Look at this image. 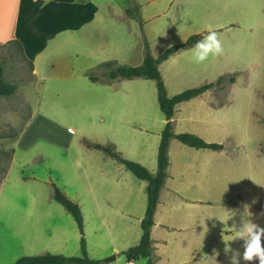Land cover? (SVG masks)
I'll return each mask as SVG.
<instances>
[{
	"label": "rangeland",
	"instance_id": "rangeland-1",
	"mask_svg": "<svg viewBox=\"0 0 264 264\" xmlns=\"http://www.w3.org/2000/svg\"><path fill=\"white\" fill-rule=\"evenodd\" d=\"M127 3L130 11L121 18L127 26L116 48L125 65L143 63L146 43L158 58L193 35H207L194 26L200 15L190 16L194 20L182 28L166 14L165 5L154 18L155 6L141 0L139 19L136 1ZM219 38L224 48L220 56L198 64L188 49L159 67L168 97L228 77L220 87L178 106L175 134H194L224 149L195 150L170 141L168 168L174 177L169 184L177 193L160 209L171 229L154 230V238L167 243L158 246L160 259L152 253L153 264H230L232 253H225L223 239L242 254L243 240H232L245 204L253 222L264 228L259 215L264 211V44L243 30L219 33ZM97 42H80L78 61L87 59L83 51ZM77 49L66 55L73 59L70 76L47 66L39 79L16 46L0 50L4 82L17 87L15 95L0 97V166L7 169L0 174V264L48 253L81 257L82 238L90 259L127 264L122 253L141 240L147 183L85 141L113 145L123 158L156 174L165 128L156 82L135 78L105 83L102 75L108 69L78 62ZM92 76L102 81L93 82ZM2 152L14 154L10 159ZM53 184L80 206L84 235L53 199ZM240 264L259 261L241 259Z\"/></svg>",
	"mask_w": 264,
	"mask_h": 264
},
{
	"label": "crops",
	"instance_id": "crops-1",
	"mask_svg": "<svg viewBox=\"0 0 264 264\" xmlns=\"http://www.w3.org/2000/svg\"><path fill=\"white\" fill-rule=\"evenodd\" d=\"M135 1L139 8L138 10H140V7L143 6L140 3L141 0ZM159 1L150 0V4H153V7L155 6L157 12L154 18H158L163 14V11H158V7L165 5L167 10L166 14L171 13L173 15V22L177 27L185 28L186 26H183L185 21L194 20L190 16H196L197 18L200 15L202 18L200 17V20L197 19L198 24L194 26L203 32L202 34H207L209 25L218 34L224 32L233 34L238 32V30H243L246 33L250 32L254 35L256 42L263 41L258 43L264 44V0ZM127 5V0H0V46L12 40H17L23 47V53L26 59L33 64L35 78L39 77L42 67L47 66L52 68L57 74L59 72L70 76L74 68L69 63L73 62V59L70 62L66 55L73 47L75 49L78 48L75 56V59L78 61L79 55L82 53L79 50V47L82 46L80 42H87L92 45V42L95 40L101 41V43L97 42L95 47L91 48L92 50H84L82 55H87V59L83 56L78 62L92 65L98 64L102 67L108 63H113L115 66H123L122 64L124 62L121 63L119 61V52L116 48L123 38L121 31L127 26V22L121 19L126 18ZM186 41L177 45L183 44ZM192 48L188 49L190 50ZM188 49L177 52L163 63L179 57L183 51ZM119 80L127 79H106L105 83H116ZM98 81L102 80H97L96 82ZM183 103L176 106L172 124L177 123L178 106ZM207 103L209 102L207 101ZM209 104L212 106L211 103ZM167 122L165 118V125ZM68 131L71 133L74 132L72 129ZM169 164L172 165L170 157ZM169 168L167 169L165 184L160 192L159 202L154 216V226L151 231L150 257L154 253L157 259L161 258L158 255V246L166 244L167 242L164 239L156 240L153 234L154 230L157 228L162 230L171 229V226L164 221L165 214L163 215V211L161 214L162 217L160 218V209L168 204L171 195L177 193L176 189L169 184L170 180L174 177V173H171ZM200 203L206 204L208 202ZM113 253H115V250ZM137 262H127V264H136Z\"/></svg>",
	"mask_w": 264,
	"mask_h": 264
},
{
	"label": "trees",
	"instance_id": "trees-1",
	"mask_svg": "<svg viewBox=\"0 0 264 264\" xmlns=\"http://www.w3.org/2000/svg\"><path fill=\"white\" fill-rule=\"evenodd\" d=\"M135 1V0H132ZM139 16V10L136 8ZM128 12L130 10H127ZM203 38V35H194L190 37L185 43L180 45H175L167 49L158 58H154L150 53V48L148 43H146V54L144 61L139 66H115L113 63H108L105 67L108 69L106 73L102 75L103 78L109 80L116 79H127L132 80L135 78H144L148 80H153L156 82L158 91V103L159 107L168 121L165 128L161 134V141L158 148V170L156 174H152L147 168L139 163L129 161L122 157V155L116 151L113 145H101L90 143L85 141L87 147L101 150L108 154L110 157L116 159L120 164H122L127 171L131 172L137 179L147 182V210L145 216L141 222L142 237L138 245L129 248L122 254L125 256L128 263H134L141 259H148L147 264H153L150 259V243H151V231L154 226V216L159 202L160 192L165 184L167 178V169L169 167V145L172 139H176L180 143L194 149H206L212 151H222L224 146L221 144L207 143L200 137L189 134L181 133L175 134L172 124V119L175 114V108L178 104L189 101L196 98L205 92L211 90L212 88L220 87L227 77H221L216 82L204 84L198 88H193L184 91L172 98H169L166 92L165 85L162 80L161 73L159 71V66L161 63L169 59L172 55L177 52L191 48L195 43ZM14 45L22 54L23 58L26 59L23 53V47L17 40H12L5 45L0 46V50L6 48L7 46ZM27 60V59H26ZM33 71V64L31 61L27 60ZM3 66L0 65V97H11L15 95L17 87L13 84H6L3 79ZM91 80L93 82L97 81V78L92 76ZM235 78L230 77V83H234ZM8 158H12L14 152L5 153L2 152ZM0 174H7V169L0 166ZM54 193L53 199L60 204L72 217L74 218L79 232L84 235V217L80 206L70 200L56 185L53 184ZM82 246V256L81 257H67L63 255H52L44 254L38 256H25L21 257L16 261L15 264H103L104 261L92 260L88 257L86 252V241L84 238L81 240Z\"/></svg>",
	"mask_w": 264,
	"mask_h": 264
},
{
	"label": "clouds",
	"instance_id": "clouds-1",
	"mask_svg": "<svg viewBox=\"0 0 264 264\" xmlns=\"http://www.w3.org/2000/svg\"><path fill=\"white\" fill-rule=\"evenodd\" d=\"M195 63H203L210 56H220L224 52L219 34L211 25L208 26L207 35L195 43L191 49ZM255 203V201H253ZM244 212L241 214V226L235 231V238L232 240H243L242 254L237 250H232L229 242H225V253L231 252L230 264H240V260L252 262L258 260L259 264H264V228L252 220L253 214L250 212V206L243 205ZM234 212V211H233ZM264 217V211L259 214Z\"/></svg>",
	"mask_w": 264,
	"mask_h": 264
},
{
	"label": "water",
	"instance_id": "water-1",
	"mask_svg": "<svg viewBox=\"0 0 264 264\" xmlns=\"http://www.w3.org/2000/svg\"><path fill=\"white\" fill-rule=\"evenodd\" d=\"M116 256L111 257L110 259L107 260V262H111L112 260H115Z\"/></svg>",
	"mask_w": 264,
	"mask_h": 264
}]
</instances>
